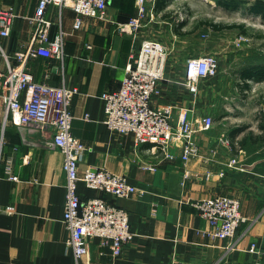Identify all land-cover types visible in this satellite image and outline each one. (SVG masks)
I'll use <instances>...</instances> for the list:
<instances>
[{"label":"crops","instance_id":"1","mask_svg":"<svg viewBox=\"0 0 264 264\" xmlns=\"http://www.w3.org/2000/svg\"><path fill=\"white\" fill-rule=\"evenodd\" d=\"M181 1L191 6L194 0H167L161 5L155 0L154 18L135 32L118 29L135 15L134 0H108L104 18L80 15L69 6L47 5L48 37L61 39V55L33 57L27 70L37 82L77 89L68 109L70 132L86 147L78 171L103 168L122 175L140 191L116 199L78 182L77 194L81 199L100 196L124 208L134 235L118 257L110 244H100L99 237L88 240L87 255L74 257L68 246L69 230L62 222L66 176L63 156L53 143V128L4 122L0 78V264H246L253 257L246 250L251 241L264 248V137H260L264 136V115L256 123H242L240 117L250 112L244 103L236 104L210 129L195 133L198 153L186 161L180 156V143L171 148L173 157L167 158L153 143L137 145L131 134L112 131L103 122L101 94L118 88L130 54L144 39H160V33L176 38L175 24L166 10ZM214 1L196 0L202 4ZM37 2L0 0V8H11L14 13L9 34L0 35V73L6 70L4 55L13 61L14 52L24 49L32 36L29 19ZM186 24L181 23V29ZM165 45L170 49L165 77L152 105H171L174 120L180 113L192 120L208 113L199 100L201 91L189 93L183 84L184 70L172 75L170 65L211 54L218 62L217 75H226L221 65L238 60L243 67L231 74L240 75L245 92L257 78L244 79L243 72L264 75L253 70L254 65L264 66V56L258 51L255 56L252 46L241 52L234 49L235 43L222 40L209 51L204 46ZM243 124L246 128L233 132ZM232 158L244 169L227 166ZM220 195L238 199L246 217L232 238L214 237L194 206L200 199Z\"/></svg>","mask_w":264,"mask_h":264},{"label":"built area","instance_id":"2","mask_svg":"<svg viewBox=\"0 0 264 264\" xmlns=\"http://www.w3.org/2000/svg\"><path fill=\"white\" fill-rule=\"evenodd\" d=\"M107 1L38 0L34 15L29 19L33 23L32 36L24 49L14 52L13 61L4 55L6 70L0 73L4 122L9 120L15 125L53 128V143L63 156L62 167L66 176L62 222L69 230L68 246L76 259L87 255L88 240L92 237H99L101 245L110 244L113 255L118 257L123 245L134 235L124 208L100 196L81 199L77 194L78 182L116 199L128 198L140 191L122 175L103 168L88 167L81 173L78 171V162L86 147L70 132L72 115L68 109L77 89L35 81L27 70V63L38 55H61V39L48 37L49 22L45 18L48 4L69 6L80 15L104 18ZM134 1L136 13L126 23L118 25L120 31H138L154 18L155 0ZM13 18L11 8H0L1 36L9 34ZM79 22L77 19L76 25ZM169 51L167 45L156 39L141 42L139 49L130 54L118 88L101 94L105 102L103 122L112 131L131 134L137 145L153 143L167 158L173 157L170 150L180 143V156L186 161L198 153L195 133L210 129L214 120L210 114L195 116L192 120L184 113L178 114L174 120L171 105L162 108L152 105V98L161 91ZM218 68L214 55L188 57L184 63L183 84L189 93L196 95L199 83L215 77ZM237 162L232 158L227 166L235 167ZM237 167L244 169L242 164ZM10 178L17 179V176L11 175ZM194 206L208 222L211 234L220 239L232 238L246 219L241 213L239 200L233 197H206L196 201ZM246 250L253 256L246 264H264V248L257 241H251Z\"/></svg>","mask_w":264,"mask_h":264},{"label":"rangeland","instance_id":"3","mask_svg":"<svg viewBox=\"0 0 264 264\" xmlns=\"http://www.w3.org/2000/svg\"><path fill=\"white\" fill-rule=\"evenodd\" d=\"M244 1L237 8L225 7L221 5V0L214 1V4H208V2L202 4L194 0L191 6L189 1L176 2L177 4L166 10V13L171 14V20L175 24L176 38H173L170 33H160V39L156 38V40L164 44L174 42L175 45L179 46L186 44L196 48L204 46L206 51H209L217 45V42L222 40L227 43H235L234 49L236 51L244 52L246 48L252 46L255 50L254 55L256 56L260 52L262 57L264 56L262 18L250 14L247 10V7L254 0ZM186 12L188 13L186 14ZM180 13L183 15L180 16ZM181 23L187 24L181 29ZM207 23L242 24L247 33H243L239 28L214 31ZM237 62L238 60H234L233 63L231 61L230 64L221 65V72L225 70L226 75H216L201 81L198 86V92L201 91L200 93H202L199 100L204 103L205 112L210 114L214 121L220 119L224 112L233 111L236 104L244 103L250 114L247 117L245 115L240 117L241 122L253 121L256 123L258 120L261 121L262 115H264V77L251 80L248 91H243V79L242 81L239 79L240 75H232L234 71L239 72L243 67L242 64H239L240 62ZM170 67L172 75L181 74L184 70L182 63L172 64Z\"/></svg>","mask_w":264,"mask_h":264},{"label":"trees","instance_id":"4","mask_svg":"<svg viewBox=\"0 0 264 264\" xmlns=\"http://www.w3.org/2000/svg\"><path fill=\"white\" fill-rule=\"evenodd\" d=\"M167 2V0H159V5L164 4ZM242 2H245L244 0H221V5L225 7H231V8H237ZM247 10L249 13L257 14L264 20V0H254L250 3V5L247 7ZM211 28H213L214 31L221 30V29H234L239 28L242 30L243 33H247L246 29H244V25L242 24H222V23H207ZM210 28V29H211ZM253 67V66H252ZM263 65H258L253 67V70L256 72V69H258L260 74H264ZM242 78L248 79V78H260L264 77V75H249L247 72H243L241 75ZM245 85V84H244ZM246 128V126L243 124L240 128L234 129L233 132L243 130ZM232 132V133H233ZM260 137H264L263 135ZM252 139V136H250Z\"/></svg>","mask_w":264,"mask_h":264}]
</instances>
